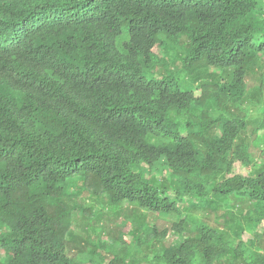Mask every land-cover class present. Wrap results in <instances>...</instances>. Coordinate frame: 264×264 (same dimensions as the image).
<instances>
[{
  "label": "trees",
  "instance_id": "trees-1",
  "mask_svg": "<svg viewBox=\"0 0 264 264\" xmlns=\"http://www.w3.org/2000/svg\"><path fill=\"white\" fill-rule=\"evenodd\" d=\"M0 264H264V0H0Z\"/></svg>",
  "mask_w": 264,
  "mask_h": 264
},
{
  "label": "clouds",
  "instance_id": "clouds-1",
  "mask_svg": "<svg viewBox=\"0 0 264 264\" xmlns=\"http://www.w3.org/2000/svg\"><path fill=\"white\" fill-rule=\"evenodd\" d=\"M156 43H158V45L160 46L158 56L161 58L159 60V63L157 64V69L173 67L175 64H178L182 61V47L180 43H177V45L179 44L180 46L177 47L176 43L170 38V33L166 31H160V35L156 39ZM9 93L15 95L20 100L22 99V95L20 93L14 91H10ZM163 140L165 141V136L163 137ZM76 190L77 189H75V191ZM176 196L178 197V194ZM192 202L194 204L197 203L196 200H193V197H187L185 201L180 203L187 208V205L191 204ZM200 207V205L197 206L196 210L198 211Z\"/></svg>",
  "mask_w": 264,
  "mask_h": 264
},
{
  "label": "rangeland",
  "instance_id": "rangeland-1",
  "mask_svg": "<svg viewBox=\"0 0 264 264\" xmlns=\"http://www.w3.org/2000/svg\"><path fill=\"white\" fill-rule=\"evenodd\" d=\"M129 39V36H128V34H127V31L126 30H124V32L122 33V35H120L119 37H118V39H117V46H118V48L120 49V50H122L123 49V44H124V42L125 41H127ZM177 47H180L179 46V44L177 45ZM196 94H199V93H196ZM241 170H243V169H245L246 167L243 165V166H240L239 167ZM86 200H87V203H93V200H91V199H89V198H86ZM168 221H165V218L163 219V220H160L159 221V223L161 224V225H163V224H165V223H167ZM118 224H123V220L122 219H120V221L118 222ZM149 227H145V229L147 230ZM105 238H106V236H105ZM184 241V238L181 236V235H178L177 233H173L170 237H169V239H168V242L169 243H177V244H180L181 242H183ZM98 253H97V255L98 256H102L104 259H108V258H110L111 257V255L110 254H107L105 251H103V250H98L97 251Z\"/></svg>",
  "mask_w": 264,
  "mask_h": 264
}]
</instances>
